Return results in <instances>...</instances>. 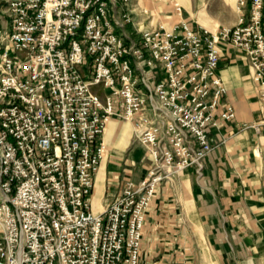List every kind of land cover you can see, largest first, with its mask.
<instances>
[{
    "label": "built area",
    "instance_id": "obj_1",
    "mask_svg": "<svg viewBox=\"0 0 264 264\" xmlns=\"http://www.w3.org/2000/svg\"><path fill=\"white\" fill-rule=\"evenodd\" d=\"M150 22L133 0H0V264H138L159 184L211 150L222 105L219 43L241 52L264 124V0H235L237 23L209 31ZM111 118L130 121L152 163L103 213L90 195Z\"/></svg>",
    "mask_w": 264,
    "mask_h": 264
},
{
    "label": "crops",
    "instance_id": "obj_2",
    "mask_svg": "<svg viewBox=\"0 0 264 264\" xmlns=\"http://www.w3.org/2000/svg\"><path fill=\"white\" fill-rule=\"evenodd\" d=\"M150 7V22L171 27L168 3L133 0ZM181 19L215 31L237 23L235 0H177ZM218 75L225 91L221 104L234 117L208 130L211 150L200 175L182 171L159 184L145 213L138 264H264V124L259 91L245 56L219 43ZM104 156L94 175L92 213L101 214L117 199L125 181L138 183L152 163L147 146L135 141L133 124L111 118L102 138Z\"/></svg>",
    "mask_w": 264,
    "mask_h": 264
},
{
    "label": "rangeland",
    "instance_id": "obj_3",
    "mask_svg": "<svg viewBox=\"0 0 264 264\" xmlns=\"http://www.w3.org/2000/svg\"><path fill=\"white\" fill-rule=\"evenodd\" d=\"M1 21H2V23H3V20H0V32H1Z\"/></svg>",
    "mask_w": 264,
    "mask_h": 264
}]
</instances>
